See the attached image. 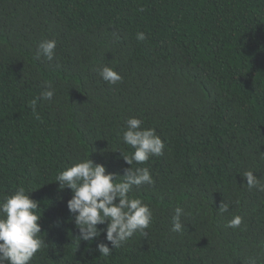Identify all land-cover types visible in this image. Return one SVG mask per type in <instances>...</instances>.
<instances>
[{
    "label": "trees",
    "instance_id": "trees-1",
    "mask_svg": "<svg viewBox=\"0 0 264 264\" xmlns=\"http://www.w3.org/2000/svg\"><path fill=\"white\" fill-rule=\"evenodd\" d=\"M46 39L51 61L36 55ZM103 66L122 80L104 81ZM130 117L165 144L133 163L154 179L131 193L153 221L103 257L106 234L79 243L72 191L54 180L86 156L123 175ZM248 170L264 183V0H0V199L34 190L45 246L31 264H264V191L248 189Z\"/></svg>",
    "mask_w": 264,
    "mask_h": 264
},
{
    "label": "clouds",
    "instance_id": "clouds-1",
    "mask_svg": "<svg viewBox=\"0 0 264 264\" xmlns=\"http://www.w3.org/2000/svg\"><path fill=\"white\" fill-rule=\"evenodd\" d=\"M137 39L144 40L145 34L138 32ZM55 49V39L42 40L37 46L36 55L51 61ZM98 72L109 84L122 80V76L113 67L103 66ZM54 91L51 87L46 88L41 92V98L51 101ZM31 106L35 111L36 100L31 101ZM142 125L143 121L137 117L125 121L121 139L134 151L126 154L120 150L123 160L131 165L124 170L123 175L107 172L104 164L95 163L90 156H86L58 172L54 180L58 182L59 189L69 188L72 191L71 198L67 200V208L72 214L70 219L79 231L76 236L79 243L84 241L91 244L102 233L106 234L105 240L108 243L100 242L96 246L103 257H109L113 249L120 248L137 232L146 234L145 230L153 221V211L149 205L131 193L134 188L139 190L141 186L153 185L154 179L148 167L134 168L133 163L142 165L152 156L163 155L165 144L155 128ZM116 150L119 149L112 151ZM253 173L248 170L242 174L248 189L264 191V183ZM32 191H26L21 186L0 199V264H31L36 253L45 246V238L40 235L42 231L39 221L42 214L39 212V202L29 196ZM228 209L229 204L221 202L219 211L223 213ZM182 215L183 208L176 207L171 231L181 232L184 229ZM241 223L242 217L237 215L228 221L227 227L235 229Z\"/></svg>",
    "mask_w": 264,
    "mask_h": 264
}]
</instances>
